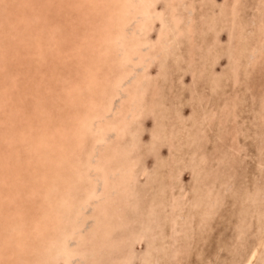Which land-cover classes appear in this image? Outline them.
Listing matches in <instances>:
<instances>
[{
    "label": "rangeland",
    "instance_id": "374dc122",
    "mask_svg": "<svg viewBox=\"0 0 264 264\" xmlns=\"http://www.w3.org/2000/svg\"><path fill=\"white\" fill-rule=\"evenodd\" d=\"M142 1L0 0V264H264V0Z\"/></svg>",
    "mask_w": 264,
    "mask_h": 264
},
{
    "label": "bare ground",
    "instance_id": "6f19581e",
    "mask_svg": "<svg viewBox=\"0 0 264 264\" xmlns=\"http://www.w3.org/2000/svg\"><path fill=\"white\" fill-rule=\"evenodd\" d=\"M131 3H133V0H126V2H125V6H126V8H128V9H130V7H129V5H131ZM142 4H141V6H143V7H145V3H146V1H142L141 2ZM140 4V3H139ZM146 12V11H145ZM233 14V13H232ZM233 15H235V14H233ZM123 17V16H122ZM32 25V24H31ZM116 25V24H115ZM120 25V24H119ZM118 26V25H117ZM113 28H114V30H116V28H118V27H115V26H113ZM180 32V31H179ZM50 35V34H49ZM113 35V34H112ZM176 36V35H175ZM192 36V35H191ZM126 37V36H125ZM135 38V37H134ZM134 45V44H133ZM140 44H138V46H139ZM133 48V47H132ZM134 53V52H133ZM79 54V53H78ZM77 54V55H78ZM161 54V53H160ZM82 55V54H81ZM75 56V55H74ZM119 81L120 80H117V81H114L115 82V84L116 85H118L119 84ZM121 85V84H120ZM118 88V87H117ZM99 90V89H98ZM30 93V92H29ZM157 95V94H156ZM21 96H23V95H21ZM82 97V96H81ZM132 98H135V95H133L132 96ZM110 104H111V100L109 101V103H108V108H107V110H109L110 109ZM123 110V109H122ZM120 114H122V118H124V119H127L126 117L127 116H129L130 114H132V112L131 111H127V112H120ZM116 123V122H115ZM201 123V122H200ZM112 123L111 122H108V126H110ZM101 130V129H100ZM113 132V131H112ZM110 150V149H109ZM57 154V153H56ZM66 154V153H65ZM72 154V153H71ZM124 158V157H123ZM101 160V159H100ZM110 160V159H109ZM114 160V159H113ZM114 163V162H113ZM128 164L130 163L129 161L127 162ZM90 166L92 167V166H94L93 164H90ZM96 166V165H95ZM128 166V165H127ZM129 167V166H128ZM69 168V167H68ZM100 170V169H99ZM112 171H114L113 169L111 170V172ZM126 171L128 172V173H130V175H131V171H132V169L131 168H127L126 169ZM73 174V173H72ZM110 174H112V173H110ZM79 175V174H78ZM77 175V176H78ZM119 177V176H118ZM127 177H129L128 175H122L120 178H119V184L120 183H122L123 185L126 183V179H127ZM105 179V178H104ZM107 180V179H106ZM130 180V179H129ZM110 182H108V184H109ZM130 183V182H129ZM117 185V184H116ZM115 185V186H116ZM127 186V185H126ZM130 186H133V185H130ZM116 187H118V186H116ZM128 187V186H127ZM126 187V188H127ZM129 188V187H128ZM127 190V189H126ZM96 191V190H95ZM121 191V190H120ZM122 192V191H121ZM123 193V192H122ZM88 194V193H87ZM86 194V195H87ZM129 194V193H128ZM131 194V193H130ZM121 195H123V194H120V196ZM133 195V194H132ZM90 197V196H89ZM10 198V197H9ZM62 200V199H61ZM63 201V204L65 205L66 204V201H65V199H63L62 200ZM88 202V201H87ZM90 203V202H89ZM60 204H62V203H60ZM62 204V205H63ZM95 205H96V203H95ZM75 207V206H74ZM111 207H112V204H111ZM111 207H110V209H111ZM65 208V207H64ZM70 208V207H69ZM102 208H103V206H102ZM116 208V207H115ZM82 210V209H81ZM129 210V209H128ZM29 212V211H28ZM117 213V212H116ZM109 214V213H108ZM111 214H112V212H111ZM97 215V214H96ZM113 216H114V214H113ZM97 217V216H96ZM99 225H101V224H99ZM98 225V226H99ZM95 226H97L96 224H95ZM13 228V227H12ZM35 232H36V230H34ZM102 232V231H101ZM104 232V231H103ZM62 236H63V240H61L60 241V243H58V244H61V246H63V249L61 250V251H58V248H57V246H49V251H48V255H44V260L45 261H51V260H53V259H56V258H58L60 255H62V256H64L65 258H66V261H68V260H70L71 259V257H73V256H75V252H73L72 251V249L69 247V245H68V239L67 238H69V236H68V234L65 236V234L63 235L62 234ZM98 236V235H97ZM8 239V238H7ZM100 242V241H99ZM15 246V245H14ZM17 246V245H16ZM52 247H54V248H52ZM17 248V247H16ZM52 248V249H51ZM56 248V249H55ZM43 249V248H42ZM75 251V250H74ZM22 252H24V248L22 249ZM17 254V253H16ZM77 255V254H76ZM18 256V255H17ZM43 260V259H42ZM44 263V262H43Z\"/></svg>",
    "mask_w": 264,
    "mask_h": 264
}]
</instances>
